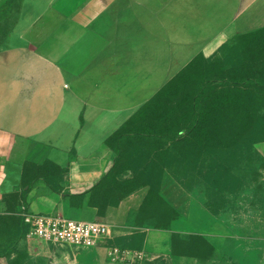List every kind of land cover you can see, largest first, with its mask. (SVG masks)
I'll list each match as a JSON object with an SVG mask.
<instances>
[{"label":"crops","instance_id":"crops-1","mask_svg":"<svg viewBox=\"0 0 264 264\" xmlns=\"http://www.w3.org/2000/svg\"><path fill=\"white\" fill-rule=\"evenodd\" d=\"M257 1L21 0L0 42V180L11 167L48 166L27 209L108 222L111 235L93 247L96 264H124L109 261L107 247L133 240L147 253L143 264H201L198 254L175 251V237L197 233L218 250L224 235L215 224L194 228L203 218L167 190L171 183L161 195L175 215L164 228L151 225L146 193H120L109 141Z\"/></svg>","mask_w":264,"mask_h":264},{"label":"rangeland","instance_id":"rangeland-1","mask_svg":"<svg viewBox=\"0 0 264 264\" xmlns=\"http://www.w3.org/2000/svg\"><path fill=\"white\" fill-rule=\"evenodd\" d=\"M20 1L0 3V42ZM236 22L183 62L157 100L109 141L114 181L122 195L146 193L151 225L164 228L174 217L160 198L171 183L167 190L203 218L194 228L215 224L224 235L218 250L197 233L175 237L176 250L198 254L201 264H264V0ZM46 169L11 167L0 180V264H96L93 248L28 236V191ZM63 172L55 170L56 178Z\"/></svg>","mask_w":264,"mask_h":264},{"label":"built area","instance_id":"built-area-1","mask_svg":"<svg viewBox=\"0 0 264 264\" xmlns=\"http://www.w3.org/2000/svg\"><path fill=\"white\" fill-rule=\"evenodd\" d=\"M28 223V236L32 239L70 245L77 248H93L106 242L111 235V225L101 219L78 220L62 214L23 212ZM107 257L113 263L143 264L147 253L143 249L108 246Z\"/></svg>","mask_w":264,"mask_h":264},{"label":"trees","instance_id":"trees-1","mask_svg":"<svg viewBox=\"0 0 264 264\" xmlns=\"http://www.w3.org/2000/svg\"><path fill=\"white\" fill-rule=\"evenodd\" d=\"M162 90V89H161ZM161 90H159L146 104H144L139 110H138V112L134 115V116H136L138 113H140L143 109H145L146 107H148L149 105H151L155 100H157V95H159V93L161 92ZM133 116V117H134ZM132 117V118H133ZM132 118L130 119V120H132ZM129 120V121H130ZM128 123V122H127ZM126 123V124H127ZM125 124V125H126ZM124 125V126H125ZM111 140V139H110ZM64 171V170H63ZM160 198L162 199V202L163 203H165V204H167L168 205V203L165 201V199H164V197L160 194ZM171 210L173 211V212H175V210L171 207ZM174 215H175V213H174ZM28 230H29V226L27 225V227H26V232H27V234H28ZM202 237V236H201ZM202 240H203V242L205 243V244H207L208 245V243H206V240L202 237L201 238ZM175 243H176V241H175ZM175 243H174V246L176 247V245H175ZM209 247H211L212 249H214L212 246H209ZM175 251H177L176 250V248H175Z\"/></svg>","mask_w":264,"mask_h":264}]
</instances>
